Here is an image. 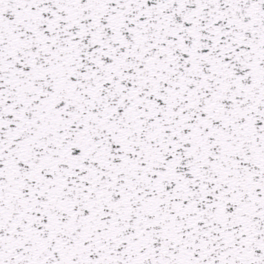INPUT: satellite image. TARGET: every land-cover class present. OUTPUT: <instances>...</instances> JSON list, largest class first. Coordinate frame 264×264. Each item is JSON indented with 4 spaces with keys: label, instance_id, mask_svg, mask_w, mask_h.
<instances>
[{
    "label": "snow or ice",
    "instance_id": "6c2138e0",
    "mask_svg": "<svg viewBox=\"0 0 264 264\" xmlns=\"http://www.w3.org/2000/svg\"><path fill=\"white\" fill-rule=\"evenodd\" d=\"M0 264H264V0H0Z\"/></svg>",
    "mask_w": 264,
    "mask_h": 264
}]
</instances>
